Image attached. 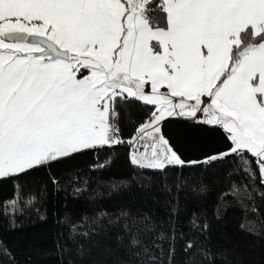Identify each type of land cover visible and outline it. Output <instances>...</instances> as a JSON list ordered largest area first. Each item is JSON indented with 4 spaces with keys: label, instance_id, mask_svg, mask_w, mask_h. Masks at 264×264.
<instances>
[{
    "label": "snow or ice",
    "instance_id": "6c2138e0",
    "mask_svg": "<svg viewBox=\"0 0 264 264\" xmlns=\"http://www.w3.org/2000/svg\"><path fill=\"white\" fill-rule=\"evenodd\" d=\"M133 105L144 119L125 140ZM173 120L221 130L226 150L203 163L231 157L235 174L258 172L264 186V0H0V179L122 144L141 169L200 163L166 137ZM15 187L6 214L37 202ZM249 187L233 183L232 194L251 200ZM105 222L122 228L115 242L131 258L117 264H165V243L173 264L185 236L171 220L158 231L149 215L121 211L82 217L70 238L108 235ZM191 224L184 264H214L223 254L199 239L208 225ZM0 257L12 258L2 245Z\"/></svg>",
    "mask_w": 264,
    "mask_h": 264
},
{
    "label": "trees",
    "instance_id": "16d2710c",
    "mask_svg": "<svg viewBox=\"0 0 264 264\" xmlns=\"http://www.w3.org/2000/svg\"><path fill=\"white\" fill-rule=\"evenodd\" d=\"M130 112L132 119L122 121L125 140L144 119L138 106H131ZM163 130L187 161L200 163L171 166L163 172L141 169L130 162V145L122 144L53 162L18 180L0 179V245L12 257H0V264L129 261L131 258L115 242V236L122 234L120 227L105 222L108 235H93L91 240L70 238V224L82 217L106 212L114 218L121 211L135 217L149 215L158 231H167L171 220V225L185 234L183 239L178 237L173 264H184L183 241L194 234L193 218L208 225L199 239L214 254H223L214 258V264H264V196L259 195L264 193V186L259 183V173L251 182L242 172L235 174L239 164L231 157L213 165L203 163L206 156L226 150L228 141L221 130L178 120L167 123ZM101 164L105 166L98 167ZM233 183L250 184L252 199L233 195ZM16 184L25 198L32 194L37 202L15 215L10 211L6 214L4 206L14 198ZM74 187L82 189L79 195L72 194ZM144 239L150 242L148 237ZM81 243L87 250L83 256L78 252ZM163 247L166 264L168 244Z\"/></svg>",
    "mask_w": 264,
    "mask_h": 264
},
{
    "label": "built area",
    "instance_id": "2783aa9c",
    "mask_svg": "<svg viewBox=\"0 0 264 264\" xmlns=\"http://www.w3.org/2000/svg\"><path fill=\"white\" fill-rule=\"evenodd\" d=\"M131 147V146H130Z\"/></svg>",
    "mask_w": 264,
    "mask_h": 264
}]
</instances>
